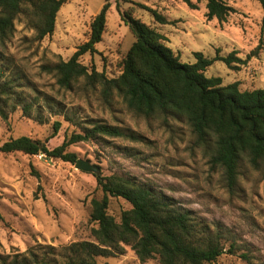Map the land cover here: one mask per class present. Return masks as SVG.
Wrapping results in <instances>:
<instances>
[{
  "label": "rangeland",
  "instance_id": "374dc122",
  "mask_svg": "<svg viewBox=\"0 0 264 264\" xmlns=\"http://www.w3.org/2000/svg\"><path fill=\"white\" fill-rule=\"evenodd\" d=\"M190 2L196 9L183 0H69L57 13L53 34L40 41L31 27L35 19L24 7L12 32L0 38V109L7 117L0 114V144L26 136L54 149L96 123L119 127L133 136L94 139L65 149L77 160L98 166L99 175L79 171L71 163L44 154L0 153V257L39 246L61 248L92 240L90 232L96 225L90 220V202L102 195L96 177L117 175L153 189L176 208L191 211L210 233L220 236L225 250L232 246L234 253L221 256L217 264H264L262 169H254L242 159L236 185L229 190L221 169L209 163L211 152L197 143L184 118L138 115L114 91L105 96L94 80L80 78L68 89L60 88L55 74L48 70L69 60L87 41L92 18L107 3L106 28L95 46L97 53L79 59L89 71L94 68L108 79L121 73L122 60L134 37L116 10L118 4L120 10H130L168 38L173 35L180 48V36H191V30L200 23L221 35L238 36L236 44L222 43L217 54L228 55L226 51L237 46L235 52L245 62L233 63V69L215 62L205 77H219L223 85L238 82L241 91L263 88L264 20L260 4L256 0H225L233 12L219 23L207 20L204 1ZM139 5L155 10L170 23L155 22ZM205 52L211 53L208 49ZM188 56L179 57L180 61L194 63L193 54ZM26 106L31 107L29 115L23 112ZM54 121L60 123L56 133ZM130 208L121 198H109L107 212L119 221L121 213ZM96 261L158 264L157 257L140 262L129 246L114 257Z\"/></svg>",
  "mask_w": 264,
  "mask_h": 264
},
{
  "label": "trees",
  "instance_id": "16d2710c",
  "mask_svg": "<svg viewBox=\"0 0 264 264\" xmlns=\"http://www.w3.org/2000/svg\"><path fill=\"white\" fill-rule=\"evenodd\" d=\"M68 1L0 0V38L12 32L14 21L24 7L35 19L31 27L36 39L51 36L57 13ZM183 1L189 8L196 9L190 0ZM198 1L205 2L207 20L222 23L233 12L225 0ZM256 1L264 20V0ZM140 7L150 13L155 22L170 23L155 10ZM108 9L105 3L92 18L87 41L77 47L70 59L48 69L55 74L56 84L68 89L80 78L94 80L102 86L105 96L114 91L138 115L184 118L197 143L211 152L209 163L221 169L229 190L236 185L242 159H246L250 167L264 171V87L241 91L238 82L223 85L219 77H205L206 70L215 62L233 69V63L245 61L237 58L236 52L226 56L216 54L212 58L195 52L194 63H183L166 45L163 34L130 10H120L117 4L116 10L134 42L122 60L120 75L108 79L79 62L83 55L97 53L95 46L102 40ZM30 109V106L24 107V114L29 115ZM0 114L7 118L2 109ZM59 128L60 123L54 121L53 132ZM103 138L132 139L133 136L119 127L96 123L82 133L72 134L54 149H48L39 140L21 136L0 144V153L44 154L74 165L77 157L66 152L68 146ZM96 178L102 195L90 202V220L96 225L90 232L92 240L72 242L61 248L39 246L0 257V264H97V258L114 257L122 253L125 246L134 251L140 262L157 257L158 264H217L221 256L234 253L232 246L225 250L220 236L210 233L191 211L176 208L171 200L153 189L117 175ZM109 198H121L131 206L121 213L119 221L107 212Z\"/></svg>",
  "mask_w": 264,
  "mask_h": 264
},
{
  "label": "crops",
  "instance_id": "0c3cea01",
  "mask_svg": "<svg viewBox=\"0 0 264 264\" xmlns=\"http://www.w3.org/2000/svg\"><path fill=\"white\" fill-rule=\"evenodd\" d=\"M168 32H171V31H168ZM193 34H196L198 36L193 37V36H196ZM163 35L166 37V39L168 38V36L165 35L164 33H163ZM221 36H222V38H221ZM219 37L221 38V40H219ZM175 40H176V38H174L172 35L171 38L167 39L166 44L174 53L176 51L177 55L179 54L178 56L181 59L185 58L187 54L190 55V57L188 56V58H191V54L197 52V51H195L196 49H193V46L196 48H202V51L199 53H202L205 57L212 58L219 52L218 49L222 43H224V45L225 44L232 45L233 43L236 44L238 41V36H236V37L235 36H228L227 33L221 35V34H219V32L214 30L213 27H210V26H207L206 24L200 23V25L195 26V28H193L191 30V36H185V37L180 36V41L183 42L182 48H180L179 46H176L177 42ZM225 40H227L228 43H225ZM177 41L179 42V40H177ZM179 43H181V42H179ZM236 47H234V46L231 47V49L226 51V54L231 53V52H235V50H237ZM205 49H208L209 51H211V53H209V54L206 53ZM238 55L240 56V54H238L236 52L237 58H239ZM209 56H211V57H209ZM194 62H195V60H194ZM191 63L192 62H190V64Z\"/></svg>",
  "mask_w": 264,
  "mask_h": 264
},
{
  "label": "water",
  "instance_id": "95a60500",
  "mask_svg": "<svg viewBox=\"0 0 264 264\" xmlns=\"http://www.w3.org/2000/svg\"><path fill=\"white\" fill-rule=\"evenodd\" d=\"M74 167L82 172L93 173L96 175L100 174V168L86 160L78 159L74 164Z\"/></svg>",
  "mask_w": 264,
  "mask_h": 264
}]
</instances>
